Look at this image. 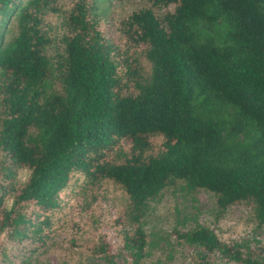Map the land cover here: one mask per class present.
Here are the masks:
<instances>
[{
    "label": "trees",
    "instance_id": "trees-1",
    "mask_svg": "<svg viewBox=\"0 0 264 264\" xmlns=\"http://www.w3.org/2000/svg\"><path fill=\"white\" fill-rule=\"evenodd\" d=\"M96 1L0 0V264H35L106 183L130 264L177 185L212 195L208 224L174 231L185 264H264L213 227L234 203L264 225V0H145L105 28Z\"/></svg>",
    "mask_w": 264,
    "mask_h": 264
},
{
    "label": "rangeland",
    "instance_id": "rangeland-1",
    "mask_svg": "<svg viewBox=\"0 0 264 264\" xmlns=\"http://www.w3.org/2000/svg\"><path fill=\"white\" fill-rule=\"evenodd\" d=\"M141 2L145 0H97V11L103 18L101 27H106L109 15L121 16ZM27 174L26 169H21L18 182H23ZM120 202V191L109 183L93 190L82 203L73 206L66 227L35 264H130L122 245V234L128 228L115 223ZM9 203L7 198L5 205ZM212 209V195L205 190L188 191L177 185L161 191L142 219L149 255L147 264H185L196 249L176 240L174 231H185L195 223L208 224ZM213 227L222 240L247 245L254 256L264 258V225L257 228L251 223L248 204H232L225 219ZM98 243L105 246L107 258L102 257ZM209 261L235 264L219 255H213Z\"/></svg>",
    "mask_w": 264,
    "mask_h": 264
}]
</instances>
